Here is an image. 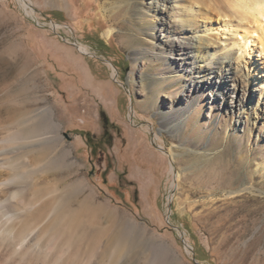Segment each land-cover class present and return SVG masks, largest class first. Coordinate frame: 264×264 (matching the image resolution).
Listing matches in <instances>:
<instances>
[{
  "label": "rangeland",
  "instance_id": "rangeland-1",
  "mask_svg": "<svg viewBox=\"0 0 264 264\" xmlns=\"http://www.w3.org/2000/svg\"><path fill=\"white\" fill-rule=\"evenodd\" d=\"M132 1L0 0V138L35 132L38 117L60 124L58 150L74 162L32 173L34 197L49 205L57 185L65 207L102 206L108 233L132 241L117 264H146L151 244L158 264H264V120L251 126L244 115L250 84L240 81L227 107L191 85L203 66L155 80L170 63L136 58L153 44L152 24L140 21L142 0L126 7ZM195 97L177 129L162 111ZM39 109L43 118L23 121ZM42 146L33 141L31 165L51 155Z\"/></svg>",
  "mask_w": 264,
  "mask_h": 264
},
{
  "label": "bare ground",
  "instance_id": "bare-ground-1",
  "mask_svg": "<svg viewBox=\"0 0 264 264\" xmlns=\"http://www.w3.org/2000/svg\"><path fill=\"white\" fill-rule=\"evenodd\" d=\"M136 3L133 0L126 7H136ZM137 10L141 22L152 24L146 34L153 44L136 52V58L151 54L170 63L155 80L203 66L205 71L191 85L210 88L212 97L224 99L227 107L239 100L240 81L247 80L251 87L244 115L251 126L264 120V0H142ZM176 26L185 33L183 39L172 37ZM197 100L191 98L171 112H162L182 129ZM39 115L43 118L42 109L22 118L28 122ZM243 122L237 118L235 124ZM36 124L35 132L9 130L0 138V195L10 186L16 187L0 199V264H117L132 241L129 234H119L116 239L108 233L112 220L102 219V206L65 207L57 185L47 193L52 199L49 205L45 194L34 197L41 187L32 190V173L43 172L51 164L74 162L70 149L58 150L60 124L51 116L49 121L38 117ZM52 127L57 129L56 138L49 135ZM33 141L51 150L47 160L34 166L28 156ZM261 167L264 169V162ZM78 183L72 188L79 189ZM151 245L143 260L158 264L157 247Z\"/></svg>",
  "mask_w": 264,
  "mask_h": 264
},
{
  "label": "trees",
  "instance_id": "trees-1",
  "mask_svg": "<svg viewBox=\"0 0 264 264\" xmlns=\"http://www.w3.org/2000/svg\"><path fill=\"white\" fill-rule=\"evenodd\" d=\"M101 115H102V119L105 120L104 114H101ZM106 123H107V122L104 121V124H106ZM90 141H91V140L88 138V142H89V144H91Z\"/></svg>",
  "mask_w": 264,
  "mask_h": 264
},
{
  "label": "water",
  "instance_id": "water-1",
  "mask_svg": "<svg viewBox=\"0 0 264 264\" xmlns=\"http://www.w3.org/2000/svg\"><path fill=\"white\" fill-rule=\"evenodd\" d=\"M64 135H65L67 138H69L68 135H67V133H64Z\"/></svg>",
  "mask_w": 264,
  "mask_h": 264
}]
</instances>
